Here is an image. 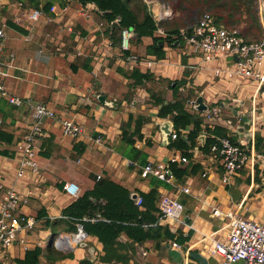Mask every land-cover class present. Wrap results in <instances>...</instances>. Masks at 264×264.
I'll use <instances>...</instances> for the list:
<instances>
[{"label":"crops","instance_id":"0c3cea01","mask_svg":"<svg viewBox=\"0 0 264 264\" xmlns=\"http://www.w3.org/2000/svg\"><path fill=\"white\" fill-rule=\"evenodd\" d=\"M153 1L156 4L150 14L154 18L162 8L157 5L159 0ZM47 4L54 8V12H45ZM81 7L78 1L0 0V30L5 35L0 70L6 71L1 79L9 93L42 103L57 117L80 124L84 129L83 135L76 139L65 136L50 121L44 123L35 143L40 166L36 178L30 173L21 179L16 178L15 158L0 156V182L27 199L17 214L35 220L31 231L19 234L26 246L16 243L6 251V259L16 264L23 260L27 250L35 247L44 250L51 235H55L53 247L57 252L71 254V257L58 259L53 264H79L89 260L88 247L94 248L93 261L103 254L102 245L95 237L86 235L82 242L87 247L82 248L79 243L75 244V234L65 231L62 211L76 199L70 198L63 186L75 183L83 193L91 190L99 179H109L131 194L148 193L153 179H143L140 163L123 156L125 145L121 141V126L130 116L148 119L141 129L142 139L134 144L137 150L146 154L147 162L167 163L170 157L178 156V151L170 150L168 144L162 143L160 125L170 120L157 117L158 108L148 103V91L158 94L165 90L167 81L184 79L187 83L185 90H193L197 97H202L208 109L218 108V114L202 127L203 130H225L226 136L236 144L253 149V161L224 184L219 155L212 151L202 152L204 144L197 138L188 163L178 164L188 170L179 182L176 181L177 187L167 184V187L157 189L159 197L161 194L172 195L184 206L182 217L174 220L160 216L159 226L166 227L176 238L180 235L187 238V241L184 244L167 241L159 249L154 248L152 242L133 245L129 264H197L186 258L188 252L199 253L208 264H222L223 257L212 254V248L228 234L225 215L236 213L259 221L264 213V101L256 93L255 82L225 74L215 76L216 69H231V61L205 62L185 42L176 48L164 47V58L157 60L146 54L151 38H142L139 43L132 41L129 54L138 55L152 64L148 67L146 62L127 61L128 54L119 49V39L114 41L109 35L108 25L100 13L93 12L91 19L87 20L78 12ZM32 10L41 11L37 23L29 20ZM10 23L21 27L25 33L10 27ZM64 26H71L72 32H62ZM78 39L83 40L78 42ZM107 44H111L109 52L105 51ZM77 49L80 55H76ZM97 49L105 53H95ZM11 55L14 58L8 68L6 64ZM84 65L90 67V71H86ZM134 70L149 73L152 80L140 88L128 89L125 73ZM99 96L112 107L101 105ZM166 96V100H171L172 92L169 90ZM186 108L194 111L190 104ZM0 118L16 138L11 147L14 151L32 123L31 112L27 107L16 109L0 99ZM128 130L132 132L133 125ZM189 131L187 128L181 133L185 135ZM199 136H204L205 143L211 135L202 131ZM96 138H101L102 144L95 143ZM181 188L189 189V193H182ZM2 194L0 192V200ZM212 208H217L221 215H213ZM60 237L65 242L61 248H56L55 242ZM120 240L127 242L124 236ZM173 243L179 248L172 247ZM167 245L180 254V260L170 257ZM48 257L49 260L42 254L39 264H52L53 255Z\"/></svg>","mask_w":264,"mask_h":264},{"label":"trees","instance_id":"16d2710c","mask_svg":"<svg viewBox=\"0 0 264 264\" xmlns=\"http://www.w3.org/2000/svg\"><path fill=\"white\" fill-rule=\"evenodd\" d=\"M79 4H93L97 8L101 17L108 25V33L114 39H119L122 28H131L135 33V43H139L142 38H151V45L146 47V54L154 56L157 60L164 58V47L176 48L184 43L180 35L181 29H187L185 22L195 11L196 15H201L205 10L211 12L216 25L223 26L228 30L240 28L239 34L246 42H255L261 37V27L256 11L254 0H160L169 4L173 14L179 12L180 17L173 16L170 20L156 24L147 5L143 0H77ZM50 4L44 9L49 11ZM13 29L25 33L21 27L12 23ZM185 26V27H184ZM160 27L164 31V36H157L156 30ZM191 27V26H190ZM190 30H187V32ZM119 43V42H118ZM161 43V45H159ZM86 71L90 67L84 65ZM128 79V89L140 88L152 80L149 73H141L138 70L125 73ZM186 81H167V87L172 92L171 100H166L158 96L153 90L148 91V103L158 108L157 117L169 119L173 124V133H176L175 140H169L168 149L176 150L188 160L191 158V150L195 147L196 139L202 131L207 133L205 143L201 148L202 152L209 153L210 148L217 144V139L226 137L225 130L220 128L203 130L202 113L188 111L187 104L196 100L197 95L193 90L186 89ZM183 87L185 92H181ZM148 119L144 116L129 117L128 121L121 126V141L125 145L122 152L125 158L131 161H138L141 166L147 163L145 153L134 147L136 140L142 139L141 129ZM133 125V131L128 129ZM190 128V131L183 135L181 131ZM14 134L9 130V126L0 125V156L13 158L14 151L11 147L15 141ZM231 140V139H230ZM260 139L255 143L258 148ZM232 143L235 141L231 140ZM236 144V143H235ZM47 156L46 154H42ZM175 181H178L187 173V168H180L177 164L170 165L169 168ZM153 179L152 188L148 193L136 192L142 203L137 206L130 198L131 193L123 186L109 180L99 179L94 187L85 191L79 198L62 211V221L65 223L67 233L76 234L78 225L82 231L90 237H95L102 245L103 254L96 261L83 260L79 264H129L133 253V245H141L145 242H152L154 248L159 249L161 244L167 241H175L184 244L187 238L175 237L166 227L159 226L160 217L158 211V191L166 184ZM177 182V183H178ZM121 236L127 242L120 240ZM55 235H51L49 245L44 249L35 247L25 252L23 260H18L16 264H39V257L44 254L53 257L50 261H57L71 254L62 255L53 247Z\"/></svg>","mask_w":264,"mask_h":264},{"label":"built area","instance_id":"2783aa9c","mask_svg":"<svg viewBox=\"0 0 264 264\" xmlns=\"http://www.w3.org/2000/svg\"><path fill=\"white\" fill-rule=\"evenodd\" d=\"M71 3L77 0H65ZM256 11L259 17L261 27V37L255 42H246L242 39L237 29L228 30L223 26L216 25L213 17L209 13H204L196 20L195 24L187 29H181L180 35L183 37L186 45L192 52L202 56L205 62L213 61H231L232 68L228 70L216 69L215 76L226 75L227 77H241L251 79L256 84V93L264 101V0H254ZM149 11L154 4L153 0H143ZM161 10L153 18L156 24L167 21L172 18V12L166 4L159 0ZM78 12L87 20L91 19L93 12H98L93 4L81 5ZM66 7V6H65ZM54 12V8L49 9ZM29 20L37 23L41 17L40 10H32L29 13ZM131 28H122L119 33V49L122 53H127V61L146 62L148 67L151 62L142 57L129 54L132 41L135 39ZM187 30H190L187 32ZM62 32L71 33V26H64ZM135 34V33H134ZM157 36H164V31L160 27L156 30ZM83 39H78L81 42ZM5 35L0 30V57L4 50ZM111 44L105 46V51H110ZM97 49L95 53H99ZM101 55L104 54L102 51ZM77 49L76 55H80ZM13 56L9 57L6 67L10 68L13 62ZM1 64V61H0ZM6 71L0 70V99H4L8 105L19 109L27 107L31 112L32 123L27 128L26 134L17 142L14 150V158L17 162L16 178L21 179L27 174L35 178L40 174L38 163V150L36 148V137L41 133L42 126L46 121L57 125L65 136L79 138L83 135L84 129L80 124L71 120L57 117L54 111L48 109L42 103L35 102L31 99L21 98L9 93L8 89L2 82L1 76H5ZM184 88L181 87L180 91ZM218 114V108L213 107L202 113L203 126L214 119ZM2 120L0 118V125ZM171 140L177 138L176 133L169 137ZM95 143L102 144L101 138H96ZM210 151L219 155L222 166L221 181L224 184L238 170L246 167L253 161V149L248 150L242 144L232 143L228 136L217 139V144L210 148ZM188 159L182 156H172L167 163L147 162L140 169V175L143 179L154 178L163 184H168L176 188L175 178L172 176L169 168L172 164H187ZM205 175L203 174L202 177ZM99 178V177H98ZM64 192L72 199L81 196V188L75 183H67L63 186ZM184 194L189 193V189L181 188ZM0 264H14L6 259V251L16 243L26 246L22 238H19L21 231H31L35 226V220L32 217L17 214L21 204L26 203V198L20 196L14 189L5 187L0 182ZM135 204L139 206L142 203L141 198H136ZM158 211L162 218L177 220L182 217L184 206L176 197L168 194H161L158 199ZM212 214L220 216L221 213L217 208H212ZM228 234L223 241H217L212 248V254H219L223 257L222 264H233L241 262L243 264H264V213L261 220H251L244 218L236 213H227ZM76 235V236H75ZM73 236L75 244L82 243L85 238L81 226L78 225V231ZM64 238L56 240V248H61ZM172 247L179 248L173 243ZM27 249V247H23Z\"/></svg>","mask_w":264,"mask_h":264},{"label":"water","instance_id":"95a60500","mask_svg":"<svg viewBox=\"0 0 264 264\" xmlns=\"http://www.w3.org/2000/svg\"><path fill=\"white\" fill-rule=\"evenodd\" d=\"M130 31L133 32V29H130ZM133 35L135 37L134 32H133ZM159 45H161V43H159ZM175 46H178V42L175 43ZM98 101H99V103L101 105H104V106H107V107H112L111 103L106 102V100L102 96L98 97ZM189 104L192 105L194 110L199 112V113H204V112H206L208 110V107L206 105H204V103L202 101V97H200V96H198L195 101L189 102ZM172 130H173V124H172L171 121H166L162 125H160V132H161V137H162V143L163 144H165V145L168 144L169 137L172 134ZM198 139L202 142V144H204V136H199ZM130 198L132 200H135L137 198V195L135 193H132L130 195ZM84 235H86V234L84 233ZM79 245L82 248L87 247V245L84 242L79 243ZM166 248L169 250V255H170V257H172L173 260H176V259L180 260L181 259L180 254L177 251L170 250V246L169 245H167ZM87 251H88L89 256H90L89 261L92 262L94 260V258H95V256H94V248L88 247ZM186 256H187L186 258L188 260L190 259V260L196 262L197 264H208L207 260L203 256H201L199 253H197V252H188Z\"/></svg>","mask_w":264,"mask_h":264},{"label":"rangeland","instance_id":"374dc122","mask_svg":"<svg viewBox=\"0 0 264 264\" xmlns=\"http://www.w3.org/2000/svg\"><path fill=\"white\" fill-rule=\"evenodd\" d=\"M164 4H166L167 6H169V4H167V3H164ZM169 8H170V10L172 11V14H173V10H172V8L169 6ZM204 13H209V14H211V12L210 11H207V10H205L202 14H204ZM201 14V15H202ZM175 15H176V17H180V13L179 12H177V13H175ZM174 15V16H175ZM201 15H199V16H197L196 15V13H195V11L190 15V18H189V20L188 21H186L185 22V26L186 27H190V26H193L194 24H195V22H196V20L197 19H199L200 18V16ZM173 18V17H172ZM184 26V27H185ZM238 31H240L239 29V27L238 28H236ZM138 56V55H137ZM164 82V81H163ZM165 83V82H164ZM165 90L163 91V92H159L157 95L158 96H160V97H163V98H166L167 96L166 95H168V91H169V89H168V87H167V85H165Z\"/></svg>","mask_w":264,"mask_h":264},{"label":"bare ground","instance_id":"6f19581e","mask_svg":"<svg viewBox=\"0 0 264 264\" xmlns=\"http://www.w3.org/2000/svg\"><path fill=\"white\" fill-rule=\"evenodd\" d=\"M74 244V243H73ZM68 245V244H67Z\"/></svg>","mask_w":264,"mask_h":264}]
</instances>
